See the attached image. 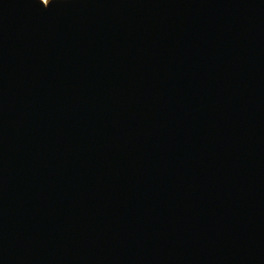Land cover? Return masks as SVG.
I'll return each instance as SVG.
<instances>
[{"label":"water","instance_id":"95a60500","mask_svg":"<svg viewBox=\"0 0 264 264\" xmlns=\"http://www.w3.org/2000/svg\"><path fill=\"white\" fill-rule=\"evenodd\" d=\"M40 3L0 0V264H264V0Z\"/></svg>","mask_w":264,"mask_h":264},{"label":"bare ground","instance_id":"6f19581e","mask_svg":"<svg viewBox=\"0 0 264 264\" xmlns=\"http://www.w3.org/2000/svg\"><path fill=\"white\" fill-rule=\"evenodd\" d=\"M41 3H43L44 6H47V0H40Z\"/></svg>","mask_w":264,"mask_h":264},{"label":"snow or ice","instance_id":"6c2138e0","mask_svg":"<svg viewBox=\"0 0 264 264\" xmlns=\"http://www.w3.org/2000/svg\"><path fill=\"white\" fill-rule=\"evenodd\" d=\"M39 3H40V0H39ZM51 3V0H47V6ZM42 4V3H40ZM43 5V4H42Z\"/></svg>","mask_w":264,"mask_h":264}]
</instances>
